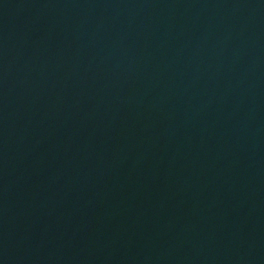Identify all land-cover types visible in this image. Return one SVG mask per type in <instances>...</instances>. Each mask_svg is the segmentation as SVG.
Segmentation results:
<instances>
[{"label":"water","instance_id":"1","mask_svg":"<svg viewBox=\"0 0 264 264\" xmlns=\"http://www.w3.org/2000/svg\"><path fill=\"white\" fill-rule=\"evenodd\" d=\"M264 89V0H210Z\"/></svg>","mask_w":264,"mask_h":264}]
</instances>
